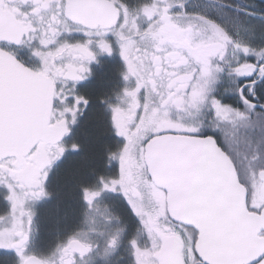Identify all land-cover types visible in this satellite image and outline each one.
Instances as JSON below:
<instances>
[{
	"label": "snow or ice",
	"instance_id": "1",
	"mask_svg": "<svg viewBox=\"0 0 264 264\" xmlns=\"http://www.w3.org/2000/svg\"><path fill=\"white\" fill-rule=\"evenodd\" d=\"M186 3L0 0V41L27 44L40 60L32 69L0 48V196L8 204L0 249L14 251L15 264H86L93 252L107 259L121 249L134 264H264V26L260 43L255 25L245 41L242 25L188 12ZM208 3L264 23V0ZM113 44L123 80H134L123 88L126 103L100 98L110 112L105 134L122 139L103 146L104 166L116 162L118 172L93 170L81 201L99 211L122 197L138 226L126 242L127 231L116 230L102 253L78 232L48 254L29 252L36 212L26 205L50 198L53 166L81 151L63 142L89 105L76 87L92 75L93 48L111 55Z\"/></svg>",
	"mask_w": 264,
	"mask_h": 264
},
{
	"label": "flooded vegetation",
	"instance_id": "2",
	"mask_svg": "<svg viewBox=\"0 0 264 264\" xmlns=\"http://www.w3.org/2000/svg\"><path fill=\"white\" fill-rule=\"evenodd\" d=\"M130 5L137 3V0H127ZM233 4H238L242 8L250 6L254 0H230ZM185 8L188 12H199L202 14L209 15L213 18H221L223 21H230L236 25H242L239 38L242 40H249L252 35V26H256V36L257 39L254 43H260L259 33L260 28L264 26L259 20L245 17L244 14L237 13L233 9L221 8L220 5L209 4L208 0H187ZM179 9H174L178 11ZM218 10L220 15H218ZM226 13V15H225ZM244 28H248V31H245ZM230 31L234 32L233 28H230ZM235 34V33H234ZM74 38L81 39L82 37L79 34H73ZM110 39H112L110 37ZM35 42H33V47ZM0 48L9 51L14 54L23 64L29 68L36 69L40 66V60L38 57H35L31 53V48L27 45H16L14 43H8L5 41H0ZM113 52L111 55L106 53H101L99 49L93 48V51L96 53V60L89 63V68L92 75L86 80L79 82L77 84L76 90L78 94L85 95L87 97V92L89 89L95 88V81L99 77L100 72L104 70L110 64L111 61H115L116 75L117 78L122 80L121 85L122 89L114 93L115 97L108 96L111 103H117V97L119 98L120 103H126L127 97L123 95V88L133 87L134 80L130 79L129 81H124L121 73L125 70V65L123 60L119 55L118 46L113 44ZM251 59V58H250ZM223 85L220 86L222 89ZM122 93L121 96L117 94ZM218 96L220 92L216 93ZM89 98V97H88ZM234 97H226L224 102H233ZM93 104L92 98H89L88 108L85 109L84 115L80 118L79 124L74 126L73 132L64 137L65 144L73 143V139L76 135L77 129L81 126V123L85 120L89 111L91 110V105ZM100 108L103 109L104 113L108 114L110 117V112L106 109V106L100 103ZM116 144L112 146L114 149ZM79 152L68 151L64 154L60 161H58L54 166L53 170L49 173V179L47 181V188L52 193L50 198L43 199L38 202H29L26 206L34 208L36 216L34 217V235L30 236V241L28 244V251L35 253L48 254L51 249L55 247L58 242L64 241L69 235L73 233H80V239L89 241L93 244L98 243L100 248L97 249L98 252H103L104 241L113 234L116 230L121 229L127 231V234L124 237L126 242L134 233L135 228L138 226V221L134 216L130 214V210L127 208L126 201L122 197H112L118 201L116 205L112 200H105L100 205L99 211H87L81 201V192L79 190V196L77 199L73 198L67 199V197H62L57 195L52 190V182L58 176L59 170H61L65 165H68V161L72 159L73 156H77ZM118 172V165L116 162H113L110 168L104 166L103 174L106 175H115ZM96 176L94 177V180ZM93 180V181H94ZM92 181V182H93ZM90 182V183H92ZM89 184V183H88ZM5 191L0 189V192ZM63 200H66L65 206H62ZM77 202V203H76ZM74 204V205H73ZM52 205H54V212L56 213V221L51 223L52 215ZM8 209L7 202L3 199V196H0V214L5 212ZM63 210V215L59 212ZM52 214V215H51ZM102 233V234H101ZM123 252V259L119 261V264H134V259L130 253V250L121 249L120 252H117L107 259H101L96 252H93L91 256L85 257L86 264H117V257ZM6 258L12 264H15L17 259L14 251L0 249V259Z\"/></svg>",
	"mask_w": 264,
	"mask_h": 264
},
{
	"label": "trees",
	"instance_id": "3",
	"mask_svg": "<svg viewBox=\"0 0 264 264\" xmlns=\"http://www.w3.org/2000/svg\"><path fill=\"white\" fill-rule=\"evenodd\" d=\"M116 62L111 61L98 75L95 81V88L88 90L87 97L92 98L91 110L84 118L81 126L77 129L74 142L82 145L81 153L73 156L59 172L52 182V191L60 196H67V199H77L81 184H88L96 176L93 172L102 173L104 170L103 146L105 144L112 147L119 143V139L112 135L105 134L109 128V116L100 108L99 98L115 97L114 93L122 89V80L116 75ZM100 123L101 132L94 124ZM96 151L92 155L93 151ZM79 169V170H78ZM78 170V171H77ZM82 171V172H80ZM79 172V173H78ZM77 203V202H76ZM74 205V204H73ZM54 205L52 211L54 213ZM61 210L59 214L63 215ZM58 214V213H57ZM52 215V214H51ZM56 215V214H55Z\"/></svg>",
	"mask_w": 264,
	"mask_h": 264
},
{
	"label": "rangeland",
	"instance_id": "4",
	"mask_svg": "<svg viewBox=\"0 0 264 264\" xmlns=\"http://www.w3.org/2000/svg\"><path fill=\"white\" fill-rule=\"evenodd\" d=\"M123 64H124V62H123ZM95 126H96V129H98V132H99V130H100V132H101V129H100V123H96V124H94ZM117 139H120V138H117ZM119 143H122V139H120L119 140ZM82 152V151H81ZM80 152V153H81ZM96 153V151L94 150L93 151V153H92V155H94ZM79 170V169H78ZM77 170V171H78ZM80 172H82V171H80ZM79 173V172H78ZM52 191V190H51ZM64 197H67V196H64ZM65 203H66V200H63V202H62V206H65ZM56 213H58V212H54V214L52 215V220H51V223H54L55 221H56V218H55V214Z\"/></svg>",
	"mask_w": 264,
	"mask_h": 264
},
{
	"label": "water",
	"instance_id": "5",
	"mask_svg": "<svg viewBox=\"0 0 264 264\" xmlns=\"http://www.w3.org/2000/svg\"><path fill=\"white\" fill-rule=\"evenodd\" d=\"M18 60V59H17Z\"/></svg>",
	"mask_w": 264,
	"mask_h": 264
}]
</instances>
